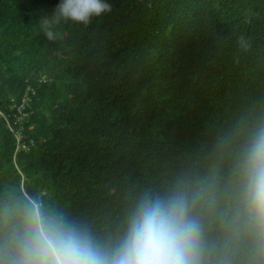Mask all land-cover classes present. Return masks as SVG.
I'll use <instances>...</instances> for the list:
<instances>
[{
  "label": "trees",
  "instance_id": "obj_1",
  "mask_svg": "<svg viewBox=\"0 0 264 264\" xmlns=\"http://www.w3.org/2000/svg\"><path fill=\"white\" fill-rule=\"evenodd\" d=\"M0 0V260L31 198L115 243L146 193L183 192L199 264H264L240 161L264 127V0Z\"/></svg>",
  "mask_w": 264,
  "mask_h": 264
},
{
  "label": "clouds",
  "instance_id": "obj_2",
  "mask_svg": "<svg viewBox=\"0 0 264 264\" xmlns=\"http://www.w3.org/2000/svg\"><path fill=\"white\" fill-rule=\"evenodd\" d=\"M111 11L107 0H61L40 23L46 39L56 41L55 29L61 22L87 26ZM239 167L247 212L264 233V127L252 135ZM20 223L0 264H199V225L189 217L187 199L180 191L166 196L146 192L115 243H102L84 225L63 214H48L31 198Z\"/></svg>",
  "mask_w": 264,
  "mask_h": 264
}]
</instances>
